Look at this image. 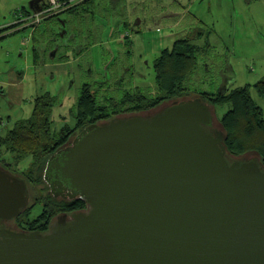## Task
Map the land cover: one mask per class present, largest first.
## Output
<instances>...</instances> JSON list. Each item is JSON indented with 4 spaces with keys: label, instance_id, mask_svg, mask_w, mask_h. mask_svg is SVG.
Segmentation results:
<instances>
[{
    "label": "water",
    "instance_id": "1",
    "mask_svg": "<svg viewBox=\"0 0 264 264\" xmlns=\"http://www.w3.org/2000/svg\"><path fill=\"white\" fill-rule=\"evenodd\" d=\"M224 141L200 98L85 128L61 172L86 210L43 234L0 227V264H264V165ZM28 208L0 167V224Z\"/></svg>",
    "mask_w": 264,
    "mask_h": 264
},
{
    "label": "rangeland",
    "instance_id": "2",
    "mask_svg": "<svg viewBox=\"0 0 264 264\" xmlns=\"http://www.w3.org/2000/svg\"><path fill=\"white\" fill-rule=\"evenodd\" d=\"M32 1L0 0V30L26 18L0 39L1 136L28 119L34 100L47 93L55 99L52 133L74 125L70 112L84 85L98 104L122 99L127 108L124 99L133 95L156 97L154 62L179 39H188L200 52L184 83L189 94L178 102L246 86L264 120V98L255 89L264 80V0H89L38 17L29 11ZM206 104L220 130L230 106ZM1 163L23 179L31 159L15 162L0 146ZM39 186L46 189L45 183ZM40 212L33 209L30 219Z\"/></svg>",
    "mask_w": 264,
    "mask_h": 264
},
{
    "label": "trees",
    "instance_id": "3",
    "mask_svg": "<svg viewBox=\"0 0 264 264\" xmlns=\"http://www.w3.org/2000/svg\"><path fill=\"white\" fill-rule=\"evenodd\" d=\"M17 27L18 25H12L5 30H0V39ZM202 35L200 33L199 37ZM167 50H163L154 62L157 96L150 98L141 93L133 95L124 99L125 102L130 103L127 108L123 107L122 99L119 102L107 99L104 104H98L95 96L88 90V86L84 85L80 89L75 109L70 112L74 125H64L59 132L52 133L50 115L55 99L48 93L37 97L34 100L31 116L15 123L5 136L0 135V146H5L15 162L18 160L21 162L25 158L31 159L27 174H21L23 180L35 187L43 184V182L38 183L37 179L42 177L49 156L72 141L74 136L85 128L115 118L151 115L173 102L186 98L189 93L184 83L197 68V54L200 52V47L195 46L188 39H179L173 43L170 51ZM255 89L258 95L264 98V80L256 84ZM197 98L214 106H230L219 122L230 157L238 159L256 155L264 165V120L261 109L250 97L249 87L223 89L218 94L209 96L198 94ZM124 113L128 116H124ZM76 131H78L77 134ZM41 200L44 206L40 214L33 218L34 220L30 219V216L32 210L38 207L36 202L31 203V207L25 210L19 219H25L24 223L27 227L30 224L33 227H39V232L43 234L48 231L50 221L67 204L50 196L42 197ZM78 203L76 208H82L85 204L81 202L78 205Z\"/></svg>",
    "mask_w": 264,
    "mask_h": 264
},
{
    "label": "flooded vegetation",
    "instance_id": "4",
    "mask_svg": "<svg viewBox=\"0 0 264 264\" xmlns=\"http://www.w3.org/2000/svg\"><path fill=\"white\" fill-rule=\"evenodd\" d=\"M73 139H72V141H73ZM72 141H70L69 143H67L63 147L59 148L52 155L49 156L48 160L52 156H55V157L52 159V162L49 165L48 172L46 174L45 169H46V164L48 162V160H47V162L45 164V169H44L43 175H42L43 184L45 183L47 191H46V189H44L42 187H37V186L35 187V186H32L31 184L29 185L25 182L26 186L28 188V193L30 194L29 195V204H30V200L32 199V195H35V193H36V195L34 196L33 201H34V203L36 202V205H38V207H40V208H42L44 206V203L42 202L41 198L45 197V196H49V195H52V197L54 199L67 204L66 206H64L62 209H60L58 211V213L55 215V217L50 221L51 223L54 222V220H56V218L58 216H63V215H66V219L68 220L69 216L72 213H75L78 211H85L87 208L86 205L83 203H82L83 204L82 208H76V203L79 202L78 203V205H79L81 203V201L78 200L76 197L70 199L69 196L73 195V191H72V188L70 187L67 179L62 176V172H61L62 171L63 150L66 147L70 146ZM0 167H2L3 169H6L12 175L17 176L14 172L8 170L7 167L5 165H3L2 163L0 164ZM53 194H55L56 196H54ZM71 209H73V210L69 212V210H71ZM24 222H25V219L14 220V221H10L8 223L0 224V227H3L6 225V226L11 227L15 230H21V231H26V232H31V231L39 232V227L38 228L36 226L33 227L32 224H30L31 227L30 226L27 227ZM25 227H27V228H25ZM29 229H31V230H29Z\"/></svg>",
    "mask_w": 264,
    "mask_h": 264
},
{
    "label": "built area",
    "instance_id": "5",
    "mask_svg": "<svg viewBox=\"0 0 264 264\" xmlns=\"http://www.w3.org/2000/svg\"><path fill=\"white\" fill-rule=\"evenodd\" d=\"M88 0H42L41 10L37 14H33L38 17L57 14L63 12L70 8L75 7L76 5L83 4Z\"/></svg>",
    "mask_w": 264,
    "mask_h": 264
},
{
    "label": "crops",
    "instance_id": "6",
    "mask_svg": "<svg viewBox=\"0 0 264 264\" xmlns=\"http://www.w3.org/2000/svg\"><path fill=\"white\" fill-rule=\"evenodd\" d=\"M165 17H166V16H165ZM25 19H26V18H24V19H22V20H19L18 22H25ZM18 22H17V23H18ZM17 23H16V24H14V26H16V25H17ZM19 27H21V25H18V27H17V28H19ZM20 77H21V76H20ZM20 77H19V78H20Z\"/></svg>",
    "mask_w": 264,
    "mask_h": 264
},
{
    "label": "bare ground",
    "instance_id": "7",
    "mask_svg": "<svg viewBox=\"0 0 264 264\" xmlns=\"http://www.w3.org/2000/svg\"><path fill=\"white\" fill-rule=\"evenodd\" d=\"M43 185V184H42ZM40 187V186H39ZM30 195V194H29ZM50 197H52V195H49ZM32 204H30V207H31Z\"/></svg>",
    "mask_w": 264,
    "mask_h": 264
}]
</instances>
